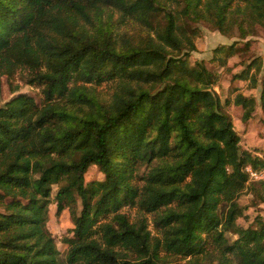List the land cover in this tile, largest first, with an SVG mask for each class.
<instances>
[{"label": "trees", "instance_id": "1", "mask_svg": "<svg viewBox=\"0 0 264 264\" xmlns=\"http://www.w3.org/2000/svg\"><path fill=\"white\" fill-rule=\"evenodd\" d=\"M191 20L227 37L264 34V0H0V93L1 78L21 71L42 94L0 106V264H201L208 243L221 264H264L263 218L237 222L249 183L264 201V181L244 170L264 154L241 146L226 109L241 107L243 122L257 108L264 116V58L233 76L259 94L231 85L222 100L218 75L190 60ZM126 25L145 35L121 38ZM222 51L241 48H214L225 65ZM93 165L104 177L88 182ZM52 202L73 225L65 254L48 229Z\"/></svg>", "mask_w": 264, "mask_h": 264}, {"label": "rangeland", "instance_id": "2", "mask_svg": "<svg viewBox=\"0 0 264 264\" xmlns=\"http://www.w3.org/2000/svg\"><path fill=\"white\" fill-rule=\"evenodd\" d=\"M190 26H197L200 29V35L196 38L197 50L193 51L190 60L194 62L195 60H205L210 68L218 75L217 85L214 87L219 93L222 100L229 94V86L234 85L242 89L245 93H252L258 95V89L250 90L248 88L249 80L240 79L234 77V74H239V72L258 56L264 58V34L259 33L257 35L250 36L248 38H239L237 32H235V37H227L217 30H215L212 24L204 21H190ZM143 28L133 25H126L119 27L120 37L129 38L130 36L145 35ZM121 37V38H122ZM231 44L235 43L238 48H241L239 54L227 57L226 51L219 52L217 56L219 58H227L225 65H221L219 60H214V48L220 46L221 44ZM253 72V71H252ZM2 90L0 93V106H2L6 101L10 100L18 94H27L35 97L38 103L42 101L41 90L36 85L27 84L23 78V73L18 71L12 75H4L2 78ZM232 82V84H231ZM112 84L103 83L100 86H96V93L103 100H108L112 93ZM226 109L232 117V121L235 129L241 136V146L253 145V147L262 149L264 151V116L262 111L257 108L255 115L248 121L243 122L241 120L242 110L241 107L234 104H229ZM262 143L258 144V142ZM251 147V148H253ZM249 149V148H248ZM264 154V153H263ZM262 154V155H263ZM103 174L100 173L96 166H91L86 173V180L89 182L91 180H101L103 179ZM56 192V187H54L53 195ZM261 190L258 183H249L247 187L241 192L238 197V203L242 207V216L237 219L238 224L243 227L253 225L255 223L256 216L260 215L264 220V201L262 199ZM50 218L48 221V229L56 236L57 246L62 254L66 252V243L63 242V238L67 235L71 236V228L73 227L70 220V215L67 210H64L59 215L56 214V205L51 203L50 206ZM123 211L126 212L132 221H137L140 218H144L142 213H139L138 208L125 206ZM145 217L149 222V228L153 230V222L150 214H146ZM230 241L237 238V235L233 232L227 233ZM208 254L204 257H200L201 264H221L220 255L216 251L212 243L207 244ZM164 253H162L163 255ZM169 260L176 264H188L189 258H182L180 256L167 255ZM232 262L229 264H238L237 260L231 257Z\"/></svg>", "mask_w": 264, "mask_h": 264}, {"label": "built area", "instance_id": "3", "mask_svg": "<svg viewBox=\"0 0 264 264\" xmlns=\"http://www.w3.org/2000/svg\"><path fill=\"white\" fill-rule=\"evenodd\" d=\"M244 170L248 175V181H256V180L264 181V166L253 167L251 164H247L244 167Z\"/></svg>", "mask_w": 264, "mask_h": 264}, {"label": "crops", "instance_id": "4", "mask_svg": "<svg viewBox=\"0 0 264 264\" xmlns=\"http://www.w3.org/2000/svg\"><path fill=\"white\" fill-rule=\"evenodd\" d=\"M224 44V43H223ZM204 59V58H203ZM260 143H262V141L260 140V142H258V144H260ZM245 148H249V149H251V147H253V145L251 146V145H249V146H244ZM254 148V147H253ZM259 150H261L262 151V149L260 148ZM262 153V152H261ZM263 153H264V151H263Z\"/></svg>", "mask_w": 264, "mask_h": 264}]
</instances>
